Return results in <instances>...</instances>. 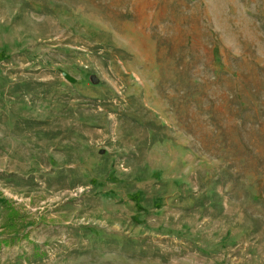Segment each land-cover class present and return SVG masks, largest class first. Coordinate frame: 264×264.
<instances>
[{"label": "rangeland", "instance_id": "rangeland-1", "mask_svg": "<svg viewBox=\"0 0 264 264\" xmlns=\"http://www.w3.org/2000/svg\"><path fill=\"white\" fill-rule=\"evenodd\" d=\"M21 116L0 264H264V0H0V167Z\"/></svg>", "mask_w": 264, "mask_h": 264}, {"label": "crops", "instance_id": "crops-1", "mask_svg": "<svg viewBox=\"0 0 264 264\" xmlns=\"http://www.w3.org/2000/svg\"><path fill=\"white\" fill-rule=\"evenodd\" d=\"M20 121H21L20 127L18 124L11 125V128H10L11 131L9 132L10 138H8V140L5 142V148H6V154H7L5 155V161L9 159L10 163H6V164L4 163V165L0 167V197L4 199L8 198L10 202L14 200L16 203L23 201L22 200L23 197L21 198V196H25L24 198L27 199L28 194L35 195V193L30 191L29 187L24 184V181L29 182V177L35 176V177L41 178L42 180L41 188L42 189H40V193H44V187H45V183L43 182L44 174L42 172L40 174L39 173L29 174L28 173L29 169L26 170L22 162L19 163L18 161L12 159V157L8 155V154L12 155L13 153L22 149L24 146L29 145V144H26L27 138H28V127L25 124H23V121L26 122L27 118H25L24 116H21ZM25 163L27 164V162ZM17 167H19L20 170L17 169ZM40 167H41V164H40ZM3 200L0 201V231L2 230L1 225L6 216V210H5ZM30 200H31V197H30ZM41 221L37 223V226H35V228H48L50 226L54 228H58V226L53 223H51V225L47 227L45 226L46 222L45 223L43 222L40 225L39 223H41ZM0 238L1 239L7 238V236L5 234L0 235ZM36 248L37 247L34 246L33 249H36ZM36 251H38V248L36 249ZM0 259H1V255H0Z\"/></svg>", "mask_w": 264, "mask_h": 264}, {"label": "trees", "instance_id": "trees-1", "mask_svg": "<svg viewBox=\"0 0 264 264\" xmlns=\"http://www.w3.org/2000/svg\"><path fill=\"white\" fill-rule=\"evenodd\" d=\"M4 204L7 210V215L1 226L2 227L1 233L10 234V238L9 239L5 238L3 240H0V249L2 248L3 244H5L6 246L10 245L14 239L20 237L21 226L22 224H24L21 220L22 219L21 214L17 210V208L11 205L8 202V200H4Z\"/></svg>", "mask_w": 264, "mask_h": 264}, {"label": "water", "instance_id": "water-1", "mask_svg": "<svg viewBox=\"0 0 264 264\" xmlns=\"http://www.w3.org/2000/svg\"><path fill=\"white\" fill-rule=\"evenodd\" d=\"M63 75L71 82L76 81V79L73 76H71L70 74H68L67 72H64Z\"/></svg>", "mask_w": 264, "mask_h": 264}]
</instances>
